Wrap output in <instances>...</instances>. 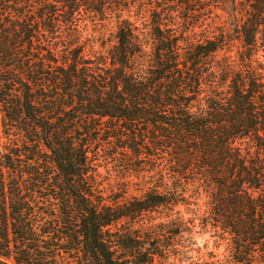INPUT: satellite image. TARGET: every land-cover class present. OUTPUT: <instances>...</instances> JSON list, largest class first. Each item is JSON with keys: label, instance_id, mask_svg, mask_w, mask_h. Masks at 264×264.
<instances>
[{"label": "trees", "instance_id": "16d2710c", "mask_svg": "<svg viewBox=\"0 0 264 264\" xmlns=\"http://www.w3.org/2000/svg\"><path fill=\"white\" fill-rule=\"evenodd\" d=\"M0 264H264V0H0Z\"/></svg>", "mask_w": 264, "mask_h": 264}]
</instances>
